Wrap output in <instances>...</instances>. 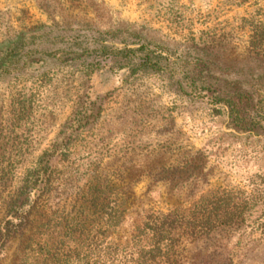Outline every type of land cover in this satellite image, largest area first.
Returning a JSON list of instances; mask_svg holds the SVG:
<instances>
[{"label": "rangeland", "instance_id": "obj_1", "mask_svg": "<svg viewBox=\"0 0 264 264\" xmlns=\"http://www.w3.org/2000/svg\"><path fill=\"white\" fill-rule=\"evenodd\" d=\"M237 89L233 122L212 97ZM195 151L205 177L176 194L164 177ZM40 168L52 169L48 197ZM24 182L43 233L77 214L91 184L112 185L114 244L216 191L243 220L196 241L175 229L172 258L264 264V0H0V227Z\"/></svg>", "mask_w": 264, "mask_h": 264}, {"label": "trees", "instance_id": "obj_2", "mask_svg": "<svg viewBox=\"0 0 264 264\" xmlns=\"http://www.w3.org/2000/svg\"><path fill=\"white\" fill-rule=\"evenodd\" d=\"M147 60H149L147 57L142 58V62ZM242 98L243 94L238 89L223 90L212 97L216 102L226 106L233 122L240 118L239 105ZM204 158L201 151H195L191 156L190 165L188 162L184 163L186 169L183 164L184 169L177 167L167 171L169 175L164 178L168 180L167 184L171 185L176 194L196 192L197 180L205 177ZM36 176L37 180L41 177L44 182L40 194L48 197L50 191L54 189L51 185L52 169L40 168ZM25 182L19 188L24 196L22 199L14 198L9 202V209L13 213L8 215L11 217L0 227V254L6 257L10 244L16 243L12 253L13 264H178V261L173 259L175 255L172 254L174 253L172 231L180 230L196 241L216 231L226 232L234 229L237 223L243 220L241 216L243 208L238 210L228 201L229 199L224 201L215 191L195 201L188 214L179 211L151 214L144 217L134 232L129 234L128 241L105 243L110 236L108 229L118 225L122 221V215L105 195L114 189L112 185L106 188L99 183H93L88 189L89 199L79 205L80 210L77 214L71 217L64 216L62 221H57L55 225H59V230H55L56 226L44 221L42 226L46 231L43 233L35 229L37 224L34 214L37 213L38 202L26 201L30 190ZM188 182L191 185L185 186ZM26 204L28 209L24 210ZM86 207L91 209L92 216L86 215L84 212ZM40 237L44 238L43 242H40ZM73 240L75 244L70 245L69 242Z\"/></svg>", "mask_w": 264, "mask_h": 264}]
</instances>
